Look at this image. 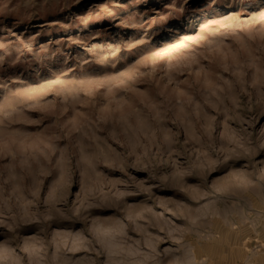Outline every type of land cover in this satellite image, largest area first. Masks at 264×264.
<instances>
[{
	"label": "rangeland",
	"instance_id": "374dc122",
	"mask_svg": "<svg viewBox=\"0 0 264 264\" xmlns=\"http://www.w3.org/2000/svg\"><path fill=\"white\" fill-rule=\"evenodd\" d=\"M0 264H264V0H0Z\"/></svg>",
	"mask_w": 264,
	"mask_h": 264
}]
</instances>
